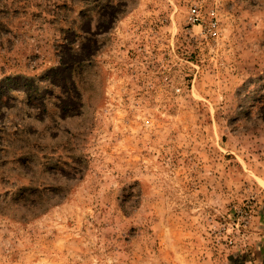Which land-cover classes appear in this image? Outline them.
<instances>
[{
    "label": "rangeland",
    "instance_id": "obj_1",
    "mask_svg": "<svg viewBox=\"0 0 264 264\" xmlns=\"http://www.w3.org/2000/svg\"><path fill=\"white\" fill-rule=\"evenodd\" d=\"M0 0V264H264V0Z\"/></svg>",
    "mask_w": 264,
    "mask_h": 264
},
{
    "label": "built area",
    "instance_id": "obj_2",
    "mask_svg": "<svg viewBox=\"0 0 264 264\" xmlns=\"http://www.w3.org/2000/svg\"><path fill=\"white\" fill-rule=\"evenodd\" d=\"M205 0H200L199 3H192L187 11V17L186 22L188 26L194 27V26H203L205 30L210 32L213 28L216 27V20H215V11L210 10L208 15L210 16V19L208 21V24H205L204 22V16L205 12L202 10V4ZM255 264H262L255 263Z\"/></svg>",
    "mask_w": 264,
    "mask_h": 264
}]
</instances>
